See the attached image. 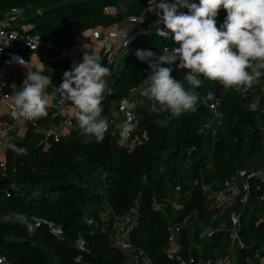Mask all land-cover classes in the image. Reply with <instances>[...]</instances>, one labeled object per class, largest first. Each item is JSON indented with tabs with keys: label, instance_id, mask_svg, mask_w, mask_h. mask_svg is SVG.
<instances>
[{
	"label": "trees",
	"instance_id": "1",
	"mask_svg": "<svg viewBox=\"0 0 264 264\" xmlns=\"http://www.w3.org/2000/svg\"><path fill=\"white\" fill-rule=\"evenodd\" d=\"M12 8L42 11L27 23L32 26L29 33L43 43L37 51L46 64H55L87 31L110 28L128 19H139L142 25L157 19V9L150 6L149 0H0V20ZM225 17L226 11L221 9L218 26ZM174 46L178 45L156 35V30L143 39L111 78L112 94L110 100L103 101L102 115L109 120L111 103L147 78L150 69L136 57L137 50L160 54L164 47ZM18 51L25 59L30 58V49ZM102 64L113 72L105 58ZM165 66L173 69L174 78L184 82L186 69L176 64ZM70 68L68 65L67 70ZM200 79L203 82L195 90L199 96L197 110L177 118L152 113L147 93L144 104L135 107L142 117L128 145L121 131L107 133L101 142L92 139L84 144L78 126L57 142L46 140L31 125L24 137L9 143L25 147L27 155H16L7 144L6 167L0 174V257L9 264H75L78 256L82 257L80 264H125V255L112 245L109 234L89 226L85 217L103 221L99 207L107 205L111 221L137 205L140 219L131 235L133 243L156 264H179L166 253L167 224L194 208L209 222L211 211L206 206L202 182H223L239 170L257 167L264 161V77L243 95L223 88L219 106L222 122L217 124L215 134L200 130L215 117L208 94H215L220 84L203 76ZM22 83L19 80L18 90ZM3 91L11 92L7 86ZM256 97L260 99L259 110L251 107ZM60 118L53 106H47V115L37 121L39 126L48 127ZM192 146L197 149L188 160L187 151ZM96 175L101 177L102 193L93 189ZM251 185L241 234L247 245L257 248L264 246V185L258 180ZM179 191L183 197L190 191L191 197H186L185 207L177 211L171 201ZM156 203L168 206L157 211ZM13 213L27 215L32 228L19 223ZM81 239L85 241L83 248L78 245ZM219 240L218 235L213 245ZM187 241L184 232L186 246ZM252 255V251L242 249L238 264H247V257Z\"/></svg>",
	"mask_w": 264,
	"mask_h": 264
},
{
	"label": "clouds",
	"instance_id": "2",
	"mask_svg": "<svg viewBox=\"0 0 264 264\" xmlns=\"http://www.w3.org/2000/svg\"><path fill=\"white\" fill-rule=\"evenodd\" d=\"M149 4L157 9L156 35L178 45L164 47L160 54L145 49L135 53L150 69L146 79L152 113H168L177 118L185 112H195L199 101L195 90L203 82L201 76L241 95L260 83L264 77V0H149ZM221 9L226 11V17L218 26ZM20 63L25 65L26 61ZM174 64L187 70L184 82L174 78L173 69L165 66ZM111 74L97 55L88 52L63 73L58 90L73 106L84 144L92 139L101 142L108 131L109 121L102 113L103 101L112 94L107 80ZM52 84L51 76L28 70L13 96L14 112L28 121L46 116L45 90ZM134 130L135 125L125 123L121 136L126 138ZM7 147L16 155H27L25 147ZM12 215L32 228L27 215ZM84 244L78 240L81 248ZM74 259L75 264H80L82 257Z\"/></svg>",
	"mask_w": 264,
	"mask_h": 264
},
{
	"label": "built area",
	"instance_id": "3",
	"mask_svg": "<svg viewBox=\"0 0 264 264\" xmlns=\"http://www.w3.org/2000/svg\"><path fill=\"white\" fill-rule=\"evenodd\" d=\"M24 12L25 8H12L0 23V65L10 60L16 53L22 55L17 52L21 44L23 48L31 50L30 56H38L37 49L43 44L40 38L29 33L30 29H23L19 32L11 29L7 24L8 21L21 18ZM129 20L134 25L122 31L121 38L117 36V42L108 46L105 51L104 58L107 64L113 66L112 76L123 67L125 59L132 50L156 30L155 23L142 25L139 23L141 21L139 19ZM174 47H170V49ZM66 56L67 52L65 50L61 57ZM148 87V81L145 79L141 85L131 88L119 101L111 103V115L108 120L109 128L106 134L122 131L125 123L135 125L136 129L142 116L136 112L135 107L144 104ZM3 98L8 106L7 112L12 122L21 120L29 126L38 128V131L44 135L46 140L53 139L58 142L64 134L77 128L74 115L67 111L68 101L62 95L53 103V108L61 115V118L48 127L39 126L37 120L28 121L19 117L14 112L13 99L10 93L5 92ZM208 98L211 100L210 107L215 117L211 122L206 123L200 132L202 133L208 129L215 134L217 124L219 125L222 122V115L219 112L221 102L215 97L214 93H209ZM106 99L110 100V96L108 95ZM251 107L253 110H259L260 99L258 97L251 104ZM12 122H6L0 118V138L7 144L18 138ZM131 136L132 132L126 138L121 137L128 145ZM196 149V146L188 149V160ZM211 156L212 154L209 156V160H211ZM5 167L6 162L0 161V174L5 170ZM254 180H258L264 185V161L257 167L239 170L223 182L207 183L203 181L201 186L206 195V204L214 212L211 221L205 223L198 208L180 215L178 219L171 220L167 224L169 239L166 253L168 256L175 258L179 264H238L240 251L247 249L253 253L252 256L247 257V264H264V246L255 248L252 245H247L241 234L242 217L250 201L251 183ZM186 197H191L190 191L184 197L179 191L175 199L171 201L173 208L177 211L182 210L185 207ZM167 206V203H156L154 209L157 211L166 210ZM139 219L140 212L137 205L123 216H114L111 221L110 217L108 220L103 219V221H98L91 218V216L85 217V221L89 226L99 227L103 232L109 234L112 245L125 255V264H156L143 248L138 247L132 241L131 235L138 227ZM184 232L187 233V246L183 244ZM218 235L220 240L216 245H213ZM183 252H186V254L184 255ZM0 264L9 263L5 258L0 257Z\"/></svg>",
	"mask_w": 264,
	"mask_h": 264
},
{
	"label": "crops",
	"instance_id": "4",
	"mask_svg": "<svg viewBox=\"0 0 264 264\" xmlns=\"http://www.w3.org/2000/svg\"><path fill=\"white\" fill-rule=\"evenodd\" d=\"M41 12L42 11L37 8H25L24 15L21 18L13 21H8L7 24L11 29L17 30L19 32L23 31V29H31V24L27 23L28 19L41 14ZM1 21L2 20H0V23ZM131 25H133V23L128 19L110 28L100 27L95 30L85 32L81 36V38L78 39V42L75 46L66 49L67 56L60 57L57 62H55V64L44 63L39 53L38 56H30L29 59L23 58V56L18 53L14 54L10 60L0 65V118H2L6 122H12V119L7 112L8 106L3 98V95L5 93L3 91V87L7 86L10 88L11 92L8 91L6 93H10L13 99L15 92L18 90L19 80L25 79L28 70L42 71L43 74L52 77L53 84L48 86V88L45 90V94L48 99V106H53V103L61 95V92L58 90V88L62 82L63 73L67 71L68 65L72 66L74 63H79L82 60L85 52L97 55L100 58V62L102 63V60L105 56V51L108 46H110L111 44L113 45V43L117 42V36L118 38H121L122 31L129 29ZM20 48H23L22 44L18 49ZM17 52L20 53V51ZM20 60L26 61V64L22 65L20 63ZM63 60H66L67 62L62 63ZM112 77L113 76L111 75L107 78L108 84ZM67 104V111L74 115L73 106L69 101ZM12 124L17 131L18 138L24 137V135L26 134L25 132H27L29 129V125L22 122L21 120L12 122ZM6 146L7 143L0 138V161L6 160ZM92 186L93 189H95L97 192L102 193L104 190V186L101 177H96V179L92 182ZM206 206L210 210L207 204ZM99 209L102 218L108 220L110 217L109 215L111 214L110 208L107 205H104L100 206ZM213 214L214 212L211 211L209 222L211 221V217ZM202 219L204 220L203 217ZM209 222L205 221V223Z\"/></svg>",
	"mask_w": 264,
	"mask_h": 264
},
{
	"label": "water",
	"instance_id": "5",
	"mask_svg": "<svg viewBox=\"0 0 264 264\" xmlns=\"http://www.w3.org/2000/svg\"><path fill=\"white\" fill-rule=\"evenodd\" d=\"M43 10H48L47 8H43ZM222 91H223V87L220 85L218 88H217V90H216V92H215V97L217 98V99H219V100H221L222 99Z\"/></svg>",
	"mask_w": 264,
	"mask_h": 264
},
{
	"label": "rangeland",
	"instance_id": "6",
	"mask_svg": "<svg viewBox=\"0 0 264 264\" xmlns=\"http://www.w3.org/2000/svg\"><path fill=\"white\" fill-rule=\"evenodd\" d=\"M134 25V24H133ZM120 140V139H119ZM122 142V140H120V143ZM96 177H100V175H96ZM106 206V205H105Z\"/></svg>",
	"mask_w": 264,
	"mask_h": 264
}]
</instances>
